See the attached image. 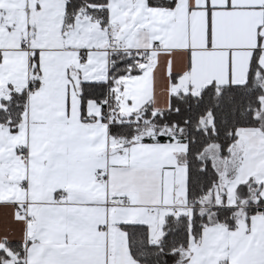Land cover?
Masks as SVG:
<instances>
[{
    "label": "snow or ice",
    "instance_id": "1",
    "mask_svg": "<svg viewBox=\"0 0 264 264\" xmlns=\"http://www.w3.org/2000/svg\"><path fill=\"white\" fill-rule=\"evenodd\" d=\"M0 264H264V0H0Z\"/></svg>",
    "mask_w": 264,
    "mask_h": 264
}]
</instances>
